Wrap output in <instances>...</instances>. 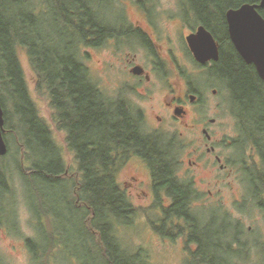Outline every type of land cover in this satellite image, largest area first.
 I'll list each match as a JSON object with an SVG mask.
<instances>
[{
    "label": "trees",
    "instance_id": "16d2710c",
    "mask_svg": "<svg viewBox=\"0 0 264 264\" xmlns=\"http://www.w3.org/2000/svg\"><path fill=\"white\" fill-rule=\"evenodd\" d=\"M110 1L41 0L45 11L40 12L41 5L33 0H0L3 138L4 127L8 123L5 102L9 100L15 105L14 131L19 133L20 125L26 127L36 142V146L32 143L27 146L19 138L22 153L27 156V150H30L32 155L27 156L28 161L35 158L44 163L43 166L28 167L26 171L22 170V174L31 182L39 178L52 192H55V187L57 192H62L63 196L58 195L55 199L53 195L51 201L44 202L46 205L50 206L57 200L56 204L76 214L82 213L81 233L105 264H146L139 252L135 255L123 253L116 236V225L130 223L135 212L121 190L117 173L135 154L147 161L153 194L161 212L158 224L148 219L155 233L168 239L184 236L188 264H238L234 258L240 251L232 249L233 244L239 243L238 227L227 222L232 234L212 230L219 217L212 216L211 220L203 223L192 212L196 191L192 182L181 181L177 176L174 144L145 135L140 116H135V112L123 102L107 100L88 81L87 70L79 61L78 49L74 46L98 47L112 36L106 32L111 25L106 28L96 10L97 6L102 7ZM196 1L190 6L196 22L210 31L222 47V59L215 75L225 84L233 110L239 112V132L245 141L242 144L251 145L259 156V163H253L251 169L252 176H257L251 182L252 193L264 194V83L257 82L246 71L239 54L229 58L222 43L226 36V11L243 4H259L260 0ZM258 13L264 19V9L259 8ZM45 23L51 26L52 36L63 38L68 35L74 39L59 47L43 32ZM218 29L223 31L222 34ZM21 52H25L37 90L44 89L48 97L56 130L65 132L67 146L76 156L77 176L66 178L68 172L59 158L52 131L39 117L27 91L19 58ZM6 178V171L0 165L1 186L5 185ZM256 182L262 185L258 188ZM35 191L40 192L39 189ZM163 199L169 201L167 206L162 205ZM37 211V215H49ZM88 216L90 221H86ZM43 244L41 248L45 246L42 250L46 253L50 244L44 240ZM28 247L36 256L39 247L32 242H28ZM55 247L61 250L62 245Z\"/></svg>",
    "mask_w": 264,
    "mask_h": 264
},
{
    "label": "rangeland",
    "instance_id": "374dc122",
    "mask_svg": "<svg viewBox=\"0 0 264 264\" xmlns=\"http://www.w3.org/2000/svg\"><path fill=\"white\" fill-rule=\"evenodd\" d=\"M33 1L41 5V0ZM125 1L111 0L102 7L97 6L96 10L106 24L115 23L117 16L123 18V21L120 20L125 23L127 22L126 15H131L130 7L127 5L130 3L127 1L124 5ZM141 1L142 4H148L147 7L151 10L157 36H168L172 39L173 43L170 47L180 56L183 63L179 73L184 79L173 87L174 76L171 73L172 88L179 87L177 92L181 97L185 87L191 90L188 95L196 96V101L192 104L189 103L188 97L186 99L190 109V114L185 120V123L189 125L188 129L183 126V123L181 127L171 124L161 129L152 120L153 113L149 105L154 107V113L160 115L157 106L166 93V89L169 91L168 99H171V95L174 94L168 87L169 85H165V89L160 92L155 89L153 100L148 102L143 101L142 96L135 97L133 84L121 81L124 71L116 58L119 59L125 52L138 51V48L134 49V44L130 40H127L128 43L118 41L116 44L104 41L93 49L85 48L84 45L80 47L75 45L74 48L78 49V59L87 69L89 82L107 100L123 102L134 112L136 104L144 132L149 134L150 131L151 134L159 135L163 141L174 144L178 165L177 176L181 181L192 182L196 191V201H194L192 212L200 217L203 223L211 220L212 216L219 217L218 222L211 227L212 230H224L232 234V229L229 228L227 222L231 226L238 227L239 243L233 244L232 249L239 250L240 253L237 258H234V262L264 264V194L255 195L254 191L252 193L253 185L251 184L254 178L257 179V176H252L251 169L252 164L258 159L251 145L242 144L245 141H242L236 126L237 121L232 113V101L228 90L222 83L223 81L215 78V73L219 68H200L185 57L187 47L183 35H187L190 29H196L199 24L192 11L187 10V7L181 4L183 1ZM39 11H45L44 4L39 7ZM183 11L187 13L184 18L181 13ZM42 29L51 38L52 43L59 47L74 39L68 35L63 38L53 35V38L52 28L47 23ZM218 30L222 34L223 31ZM76 42L75 39V44ZM162 47L165 49V45ZM155 49L157 50V46ZM19 58L27 91L37 113L50 127L54 141L59 143L63 150L66 147L64 133L56 130L48 97L44 89L37 90L35 76L28 64L25 52H21ZM162 73L164 76L165 72L162 71ZM135 98H138L139 103L135 102ZM5 104H7L8 111V123L4 127L7 153L0 157V165L5 169L7 178L5 185H0V264H105L97 252L92 250L91 243L86 240L85 235L81 233L82 213L77 212L76 214L56 204L57 200L53 201L50 206L46 205L44 202L51 201L53 195L55 199L58 195L63 196L62 192H57V187L53 189L55 192H52L39 178H34V182H31L22 174V170L26 171L31 166H43L44 163L35 158L28 161L27 156L32 155L30 150H27V156L22 153L19 147L21 141L27 146L31 143L36 146V142L29 132L30 129L20 125L19 133L14 131L15 105L9 100H6ZM156 128L158 130H155ZM202 129H205L211 137L210 142L202 134ZM206 143L216 148V153L227 165L225 171L219 169L213 155L209 156L206 153L204 147ZM64 157L69 161L66 153ZM188 160L192 163L198 162V166L189 165ZM135 166H138L137 170ZM64 168L68 172L67 179L76 175V166L72 162L64 165ZM131 176L134 178L136 176L146 183L149 179L146 165L138 161L135 163L134 156L117 173V181L125 190L135 210L130 223L116 225L118 245L121 246L123 253L135 255V252H139L142 262L146 264H188L184 236L168 239L155 233L150 221L159 223L161 212L157 207V201L142 198L143 195H140L141 198L135 196V182L129 179ZM257 184L258 188L262 185L261 182H256ZM37 189L40 192L35 191ZM168 204L169 201L163 199L162 205L167 206ZM37 210L49 215L46 217L37 215ZM89 217L86 221H90ZM43 240L50 244L45 250L46 253L42 250L45 246L41 248V245H44ZM53 241L55 246L62 245L61 250L56 249L52 244ZM28 242L39 247L36 256L29 249ZM191 248L195 250L194 246Z\"/></svg>",
    "mask_w": 264,
    "mask_h": 264
},
{
    "label": "flooded vegetation",
    "instance_id": "af4514ba",
    "mask_svg": "<svg viewBox=\"0 0 264 264\" xmlns=\"http://www.w3.org/2000/svg\"><path fill=\"white\" fill-rule=\"evenodd\" d=\"M129 2L130 4H127L126 2ZM131 1V2H130ZM126 0L123 4H127L130 7L131 15H126L127 22L123 23L121 20L123 18L118 17L115 21V23L112 24H106V28H108V25H111V28L108 29L106 32L111 33V37L106 39L108 43H115L119 41L120 42H127V40H130L134 44V49L135 47L138 48L137 52L129 53L125 52L122 57L119 59L116 58L118 63L120 62V66L122 67L123 72V78L121 81L126 82V83H131L135 87V97L142 96L143 101H148L151 102L153 100V95L156 91H161L164 90L165 85H169L173 91V95H171V99H168L169 91L166 89V93L163 95L161 101L159 102L157 108L159 109V114H156L153 112L154 107L152 105H149V109L152 111V120L155 121L157 124V127L164 129V127H168L171 124L180 126L183 123V126L188 129L189 125L185 123L186 118L190 114V109L187 104V97L188 101L190 104L195 103L196 101V96L193 94H189L191 92L190 89L185 87L183 90L182 97L179 95L177 91H179L178 88H172L176 87L177 84L180 83V81H183L182 75L179 73V70H181L183 63L180 60V56L177 55V53L170 47L171 43H173L172 39L168 36L165 37H160L157 36L156 29L154 27V23L152 22V16H151V10L147 7L148 4H142L141 0ZM183 1L181 3L183 6L187 7V10H191L190 6L194 4V2H197L196 0H179ZM177 1V2H179ZM185 9V11L187 12ZM181 12L182 17L184 18L185 15L189 12ZM135 14H136V19H135ZM176 18V17H174ZM121 19V20H120ZM123 21V20H122ZM199 27L205 28L203 25H198L196 29H190L187 31V35H183L185 44H186V58L188 60L190 59L195 65H197L200 68H206V69H214L218 68L220 65V61L222 59V47L220 42L215 39V37L211 34L213 37L214 41L217 44V50H218V60L213 61L209 60L204 64H199L193 57L192 53L190 52L188 45L186 43V38L191 35L196 33L197 29ZM222 43L224 46L227 48V52L229 54V58H235L236 54H238L233 46V44L230 41L228 31H227V24H226V36L224 37ZM165 45V49L162 47V45ZM114 46V44H113ZM155 46H157V50L155 49ZM88 49H93L97 47H85ZM117 57V56H115ZM184 57V58H185ZM238 57L241 59V64L243 67L246 69V71L250 74L253 75L256 79L257 82L264 83V80L260 78L255 66L253 64H247L242 60V58L238 55ZM83 64V63H82ZM83 66H85L83 64ZM86 68V67H85ZM87 70V69H86ZM162 71L165 72L164 76ZM169 72V74H167ZM171 73L174 76V81L172 82L171 86ZM215 78L217 80H220L218 76L215 75ZM89 81V79H88ZM160 86H159V85ZM183 85V83H182ZM188 86V85H184ZM157 87V88H156ZM215 93V91H213ZM192 98V100H191ZM135 102H138V98H135ZM127 107H129L131 110L132 108L126 104ZM138 108L135 104V116H138L137 109ZM234 109V108H233ZM234 118L236 119L237 123V128L239 131V126H238V117H239V112L237 110L232 111ZM185 123V124H184ZM181 127V126H180ZM141 129L142 132L149 136V137H159L157 134H151L149 131V134H146L144 131V127L141 124ZM154 129V128H153ZM155 130H158L156 128ZM63 132V131H61ZM64 133V138L66 139V134ZM202 134L205 136L206 140L208 142L211 141V137L207 133L205 129H202ZM240 134V132H239ZM66 143V140H65ZM59 144V143H58ZM57 147L59 148V158L62 161L63 165L74 164L76 166L77 160L74 152L70 151L67 143L65 149L62 150V146L59 144ZM204 147L206 148V153L211 156H214L215 162L219 165V169L221 171H225L227 169V165L222 162V158L216 153V148L212 146H208L207 143L204 144ZM253 148V147H252ZM253 152L255 153L254 155L257 157L259 161V156L253 148ZM68 155L69 161L66 160L64 157V154ZM142 163L143 165H146L148 171H149V179L148 182H144L140 178H135L131 176L129 179L133 182H135V196H138L141 198L140 195H143L142 198L145 199H152L154 200V194H153V189H152V180H151V174L150 170L147 165V161L135 154V163L136 162ZM256 161V163L258 162ZM68 162V163H67ZM259 163V162H258ZM188 164L191 165L193 164L194 167L198 166V162H191L188 160ZM138 166H135V170H137ZM121 190L125 193V190L121 188ZM126 194V193H125ZM127 195V194H126ZM128 197V196H127Z\"/></svg>",
    "mask_w": 264,
    "mask_h": 264
},
{
    "label": "water",
    "instance_id": "95a60500",
    "mask_svg": "<svg viewBox=\"0 0 264 264\" xmlns=\"http://www.w3.org/2000/svg\"><path fill=\"white\" fill-rule=\"evenodd\" d=\"M264 9V0L259 4H243L225 13L227 31L236 52L247 64H253L264 80V19L258 9ZM186 43L194 59L199 64L218 60L217 44L203 27L186 38ZM192 100V98H191ZM4 112L0 105V157L7 153L3 138Z\"/></svg>",
    "mask_w": 264,
    "mask_h": 264
}]
</instances>
